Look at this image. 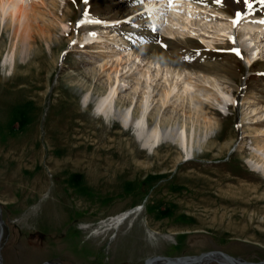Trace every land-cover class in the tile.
I'll return each mask as SVG.
<instances>
[{"label":"rangeland","instance_id":"374dc122","mask_svg":"<svg viewBox=\"0 0 264 264\" xmlns=\"http://www.w3.org/2000/svg\"><path fill=\"white\" fill-rule=\"evenodd\" d=\"M33 1L39 25L52 32L36 30L26 53L19 35L0 22L3 264H142L151 255L213 249L264 261V174L253 168L264 144V74L252 67L264 62V53L256 58L254 45L242 43V22L224 35L228 23L210 12L188 24L179 19L187 25L182 29L166 9L157 23L146 14L144 26L154 36L192 37L211 52L240 51L236 73L220 84L230 100L212 88V96L200 98L214 125L194 127L188 156L170 140L150 150L136 128L96 111L125 46L103 27L101 40L84 45L87 27L76 18L100 16L105 0ZM260 16L245 18L256 23ZM228 35L237 40L230 48ZM165 85L158 76V90ZM125 213L121 225L104 227Z\"/></svg>","mask_w":264,"mask_h":264},{"label":"bare ground","instance_id":"6f19581e","mask_svg":"<svg viewBox=\"0 0 264 264\" xmlns=\"http://www.w3.org/2000/svg\"><path fill=\"white\" fill-rule=\"evenodd\" d=\"M144 2L148 13L153 15L154 23L162 18L163 15L160 16V13H163L164 9L172 14L173 17H170L172 23L177 26L181 23L179 19L188 24L194 15H208L210 12L211 18L220 17L218 20L223 19L228 23L220 31L224 35L232 33L229 31L232 30L233 20L238 19L237 13H240L243 17L242 20L240 19L243 30L242 43H246L247 46L254 45V57L264 53V23L260 21L264 19V3H261V0H249L253 5L251 9L243 0L240 3L236 0H145ZM104 4L103 13L98 17L93 16L91 12L83 14L85 16L82 22L95 21L102 25H86L87 34L82 42L84 45H89L101 40L98 28L103 27L110 33L120 35L121 44L125 48H120L121 53L117 54L111 67L113 72L107 73L108 80L112 79L113 84L109 85L107 95L96 104V111L103 113L108 119L113 118L121 122L125 127L136 128L139 140L150 150L163 141L170 140L178 143L188 156L191 155L196 134L194 127L212 129L214 125L208 119V106L200 98L212 96L213 89L226 103L230 100V94L224 92L220 84L236 73L239 56L233 52L230 54L221 51L211 52L192 37L173 39L161 35L154 36L148 27L144 26V22L148 21L146 14L141 10L140 0H105ZM249 15L263 17L260 16L258 20L260 22L254 23L255 21L248 20L249 17L245 18ZM38 20L40 19L37 4L33 0H0L1 25L5 30L12 28L14 36L19 35L25 53L30 48L36 30L45 36L52 32L51 26H40ZM186 23H182L180 28H185ZM228 36L235 39L231 35ZM231 42L232 40L228 41L226 48L231 47ZM216 49L224 50V47L217 46ZM12 56L14 57V53ZM249 60L251 62L252 59ZM125 64L128 66L123 67ZM143 64L145 71L134 74ZM106 66L107 64H103L101 67L104 69ZM252 67L264 74V62L254 63ZM160 75L166 81L162 90H158L156 86ZM197 80H200L202 85H199ZM128 88L130 91L123 95V89ZM232 93L234 97L235 92ZM156 96L158 99H155ZM87 98L88 94L84 97L85 102ZM175 108H182V113L175 111ZM259 112L261 116L264 115V110L260 109ZM188 127H192L191 132L188 131ZM261 133L264 136V131ZM257 151L260 153L259 162L254 163L253 168L264 174V144H259ZM128 215L125 213L112 217L104 227L108 230L115 229ZM219 260L218 264L227 263L224 259L219 258ZM210 262L213 261L207 263Z\"/></svg>","mask_w":264,"mask_h":264},{"label":"water","instance_id":"95a60500","mask_svg":"<svg viewBox=\"0 0 264 264\" xmlns=\"http://www.w3.org/2000/svg\"><path fill=\"white\" fill-rule=\"evenodd\" d=\"M2 236H3V221L1 218V206H0V264H3L2 256H1ZM219 258L224 259L227 262L226 264H264V261H258V262L247 261L218 249L202 251L198 254H193V255H181V256L151 255L146 257L143 260L142 264H206L210 260L215 262H220ZM42 264H59V263L55 261H45Z\"/></svg>","mask_w":264,"mask_h":264},{"label":"snow or ice","instance_id":"6c2138e0","mask_svg":"<svg viewBox=\"0 0 264 264\" xmlns=\"http://www.w3.org/2000/svg\"><path fill=\"white\" fill-rule=\"evenodd\" d=\"M236 2L237 3H240L241 2V0H236ZM243 2L246 4V6L249 8V9H251L252 8V4L249 2V0H243ZM261 3H264V0H261ZM237 17H238V19H234L233 20V24L235 25V26H238L239 25V22H240V19H242L243 17H242V15L240 14V13H237ZM261 23H264V21H261ZM233 43H235V40L233 39ZM236 51V55H240V51H239V49H236L235 50Z\"/></svg>","mask_w":264,"mask_h":264}]
</instances>
